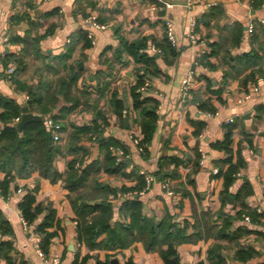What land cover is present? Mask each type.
<instances>
[{"label": "crops", "instance_id": "crops-1", "mask_svg": "<svg viewBox=\"0 0 264 264\" xmlns=\"http://www.w3.org/2000/svg\"><path fill=\"white\" fill-rule=\"evenodd\" d=\"M166 1L173 5L172 9L153 11L150 6L156 0H53L41 5H36L35 0H0V93L16 99L23 111H28L27 92L18 90L9 76L4 75L9 68H15L9 64L5 70L4 57L11 54L21 58L25 51H33L26 59L28 70L21 76L29 85L38 84L39 77H31L36 69L45 70L53 80L66 76L68 71L64 65L80 72L75 88L79 96L97 98L99 81L108 83V102L112 93H117L127 108V115L119 118L108 104V124L103 127L99 123L104 128L105 138H114L126 147L129 159L124 161L126 169L121 174H109L102 169L92 174L87 185L96 177L99 183L112 189L130 190L109 197L114 212L113 224L127 221L121 213V206L137 198L142 214L152 223L163 226L162 236L173 232V225L177 231H183L185 240L176 246L175 262L209 264L210 248L222 244L230 263L237 248L248 246L258 255L247 264H264V26L258 22L264 21V0H200L192 9L186 7V0ZM90 15L108 26L95 33V45L87 41L83 25L84 19ZM251 19L256 21V26L250 36ZM166 21L173 23L177 38L174 48L178 56L169 63L153 52L155 44L165 38ZM192 21L196 22L195 43L188 38ZM12 38L27 40L30 45L23 41L14 43ZM142 40L147 43L146 52L157 59L160 73L150 77V88L143 92L158 101L156 131L150 143L138 147L131 141L130 133L138 135L142 143L145 137L142 128L134 123L139 115L132 113L131 91L137 83L135 70L140 66L124 52L123 44ZM45 67L52 68V71ZM190 73L195 75L194 82L187 95H183L182 81ZM245 94H251V99L238 103L237 100ZM94 120L92 113L84 112L73 118L72 124L93 126ZM64 123L68 125L67 121ZM226 125L234 128L231 161L233 164L243 163L233 176L234 182L227 193L225 177L219 171L229 168V164H224L228 154L216 148L225 139ZM71 131L68 127L61 132L59 143L63 150L54 160L60 179H44L39 172L28 178H15L10 183V194L0 199V210L12 228V234L5 240L14 245L15 251L28 264H47L36 252L40 237L34 233V227L24 229L19 210L24 193L37 189V201L51 206L57 216V227L51 230L56 235L49 258L58 257L60 264H72L80 254L81 257L89 256L87 264H126L128 261L166 264L160 256V249H167L163 243L153 251L146 250L142 242L123 251H92L79 245L77 216L72 204L77 195L68 191L64 181L68 164L77 157L84 160V167L93 162L102 163L105 155L95 141L96 136L92 141L83 139L79 144L88 153L86 156L66 153ZM195 152L201 154L197 171L191 163L188 167L177 168L176 178L166 179L171 183L174 196L163 190L160 178L150 190L140 195L145 189L138 190L144 181L142 171L157 175L160 159L177 157L189 160L195 158ZM174 169L175 166L171 165L165 171ZM215 170L218 172L214 173ZM134 171V176L124 175ZM4 179L5 175L0 173V180ZM243 186L250 191L244 201L246 206L261 218L254 224L245 218L237 220L230 231L248 226L255 233L245 236L239 247L215 237L206 239L198 235L196 215L199 221L203 217L205 221L221 226L219 214L235 216L241 211L236 196ZM19 189L21 194H18ZM204 215H208L207 218ZM0 264H6V261L0 259Z\"/></svg>", "mask_w": 264, "mask_h": 264}, {"label": "trees", "instance_id": "trees-1", "mask_svg": "<svg viewBox=\"0 0 264 264\" xmlns=\"http://www.w3.org/2000/svg\"><path fill=\"white\" fill-rule=\"evenodd\" d=\"M16 21L18 19L16 18ZM87 41L91 43L86 35ZM14 43L23 41L30 45L29 42L11 39ZM156 48L163 52V58L166 62H171L177 58L178 53L171 46L166 35L162 42L156 43ZM124 52H126L140 67L136 68L137 83L132 88L131 96L132 113H137L138 118L134 119L143 131V144L150 143L155 131L156 122L158 120L157 107L158 101L154 98L145 96L139 90L150 81V77L159 75L160 69L157 66V59L153 55H149L146 41L142 40L138 43H124ZM33 51H25V55L21 58L8 54L4 57V69L9 64L15 66V72L9 76L12 83L20 91L27 92L29 99L26 107L29 113L39 114L42 116L40 122H30L22 131L18 130L19 123H15V119L20 118L24 114L23 107L16 99L4 97L0 93V173L5 175L3 181L0 180L2 195L10 194V183L15 178H28L33 173L39 172L44 179L57 181L61 178L54 167V160L57 154L62 153V147L59 142H55L52 132L46 124L47 118H53L62 125L61 132L68 127L71 128V135L68 146L65 148L68 154L82 153L83 157L88 153L80 143L85 140L92 141L93 137L104 152L105 158L101 162H93L84 167V160L75 158L68 164V174L64 179L66 188L71 193H76V199L73 201V207L77 216V239L79 245H85L88 249L95 250H111L123 251L132 246L136 242H142L148 251L156 250L158 244L167 245V249H160V256L166 264H179L174 259L177 256L176 246H179L185 239L182 236V230L176 229L173 225V232L162 236V225L152 223L142 214L141 203L137 198L128 200L121 206V213L126 217L125 223L117 222L113 224V208L109 202L111 195H117L119 192H128V189L121 191L110 188L107 185L99 183L96 177H93L90 184L92 174H96L104 169L109 174H121L126 165L124 162L117 163L111 152V147H119L128 153L119 141L114 138L104 137V128L107 126L106 107L108 104L112 107L114 113L123 119L124 111L127 108L124 102L118 99L117 93H112V98L107 100L110 91V85L106 82L99 81L98 97H82L77 95L75 88L77 86L80 72L72 66H65L68 71L66 76H59L57 79H50L45 70L37 69L31 77H39L37 85H29L26 80H22L21 76L25 75L29 65L26 59ZM66 59V58H65ZM67 60V59H66ZM65 62V61H64ZM52 71V68L45 67ZM53 73V72H52ZM263 111V108L260 109ZM130 111V110H129ZM88 112L95 117L93 126L77 127L72 124V119L78 115ZM67 121L68 125L64 123ZM99 121L103 124L100 125ZM233 126H225V139L218 143L216 148L223 149L228 154V159L224 164H229L228 169L221 168L219 173L226 180V191L233 184V176L242 168L243 163L233 164L231 161L232 135ZM102 139V140H101ZM84 159V158H83ZM201 154L195 152L194 159L181 160L177 157H164L159 162V173L156 176L164 182L167 178H176L178 176L176 169L179 167H188L191 163L194 165V171L199 169V160ZM79 165V167H77ZM171 165L175 169L171 172L165 171ZM125 176L131 177L136 175L135 171ZM139 177V176H138ZM142 178V176H140ZM145 181V179H144ZM141 182L138 190L145 188V182ZM37 189L27 190L19 202V210L22 217L28 225L34 227V233L40 237V247L45 255L49 256L52 240L56 232L51 230L57 227V216L54 209L45 203L37 201ZM250 194L247 186H243L236 201L241 205V211L235 216L219 214L218 219L222 220V225H214L209 221H205L202 217L201 221L196 217V227L203 238L215 237L217 240L226 241L239 247L240 241L247 235L255 232L248 226L237 227L231 232L235 221L244 220V216H248L251 223H257L261 218L255 211H251L244 202ZM208 215H204L207 218ZM41 218V219H40ZM12 234V228L4 219L0 210V259H4L6 264H28L19 253L14 249V245L5 240L7 236ZM226 248L222 244H215L208 252L209 264H247L252 261L258 253L251 247H239L235 256L231 259L224 255ZM89 256L81 257L78 254L72 264H87ZM98 264H107L98 262ZM126 264H134L128 261Z\"/></svg>", "mask_w": 264, "mask_h": 264}, {"label": "built area", "instance_id": "built-area-1", "mask_svg": "<svg viewBox=\"0 0 264 264\" xmlns=\"http://www.w3.org/2000/svg\"><path fill=\"white\" fill-rule=\"evenodd\" d=\"M50 1H53V0H35V3H36V5H41L45 2H50ZM198 2H200V0H186V7L188 9H192ZM172 8H173V5L166 0H156V3H154L150 6V9L153 11L166 10V9H172ZM258 22H260L264 26L263 20H260ZM83 25H84L85 30L87 31L88 39L91 41L92 45H95V43H96L95 33L108 28V26L99 23L96 16H94V15H90L89 17L85 18ZM255 26H256V21L254 19H251L249 22V27H248V34L250 36L253 35V33L255 31ZM195 28H196V22L192 21L191 26H190V32L188 34V38L190 39V41L192 43H195L197 41V37L195 34ZM165 35H166L168 41L170 42L171 46L176 47L177 46V38L175 35L173 23L171 21H166V23H165ZM5 42L9 45V39L8 38L5 39ZM153 52L159 56H163V52L161 50L155 48V47L153 48ZM14 72H15V68L11 67L4 73V75L5 76L6 75L11 76V75H13ZM194 77H195L194 73H190L187 77H185L183 79L182 85H181V92L183 93V95H187L188 90L192 87V84L194 82ZM149 88H150V83L146 82L145 85L139 91L143 93V92H146ZM255 91L257 92L258 89H255ZM249 99H251V94H245L240 99H238L237 102L242 103L243 101H246ZM123 114L126 116L127 111H124ZM20 121H21L20 118L15 119V123H20ZM46 124L52 132L54 141L55 142H61V140H62V136H61L62 125L60 123L56 122L55 120H53V118H47ZM130 138H131V141L133 142V144L135 146H138V147L140 146L141 140H140V137L138 135H136L134 132H131ZM110 150H111L113 156L115 157L117 163H122V162L129 159V155L123 149H121L119 147H111ZM140 151H142L141 148H140ZM203 160H204V157H203ZM201 164H203V161L201 162ZM217 172H218L217 170L214 171V173H217ZM141 175L145 179V189L140 193V195H143L145 192L150 190L152 184L156 181V176L154 174H150V173H147L145 171H142ZM162 188L169 196L175 195L172 188H171V183L168 180H166L162 183ZM21 193H22V190L19 189L18 194H21ZM2 198H3L2 188L0 185V199H2ZM245 220L247 222H250L249 217H245ZM21 222H22V225H23L25 230H31L33 228L32 226L28 225V223L24 220L22 215H21ZM36 252H37L38 256L45 263H47V264H60V259L58 257L49 258L47 255L44 254V252L42 251V249L40 247L39 241L36 243Z\"/></svg>", "mask_w": 264, "mask_h": 264}, {"label": "water", "instance_id": "water-1", "mask_svg": "<svg viewBox=\"0 0 264 264\" xmlns=\"http://www.w3.org/2000/svg\"><path fill=\"white\" fill-rule=\"evenodd\" d=\"M40 121H42V117L41 116L34 115L32 113H29L28 111H25L23 116H22V119H21V121H20V123L18 125V130L22 131L25 128V126L27 124H29L30 122H40ZM229 199L232 201L231 198H229Z\"/></svg>", "mask_w": 264, "mask_h": 264}]
</instances>
